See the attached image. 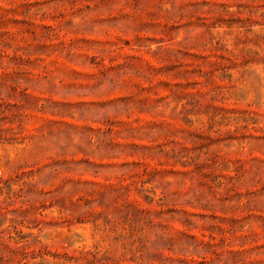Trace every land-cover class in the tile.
Wrapping results in <instances>:
<instances>
[{
  "label": "rangeland",
  "instance_id": "1",
  "mask_svg": "<svg viewBox=\"0 0 264 264\" xmlns=\"http://www.w3.org/2000/svg\"><path fill=\"white\" fill-rule=\"evenodd\" d=\"M0 264H264V0H0Z\"/></svg>",
  "mask_w": 264,
  "mask_h": 264
}]
</instances>
